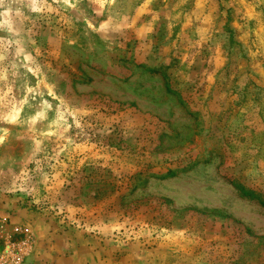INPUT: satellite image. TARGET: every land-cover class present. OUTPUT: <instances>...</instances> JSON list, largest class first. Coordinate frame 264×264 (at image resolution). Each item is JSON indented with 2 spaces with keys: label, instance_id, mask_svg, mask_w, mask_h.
I'll return each mask as SVG.
<instances>
[{
  "label": "rangeland",
  "instance_id": "374dc122",
  "mask_svg": "<svg viewBox=\"0 0 264 264\" xmlns=\"http://www.w3.org/2000/svg\"><path fill=\"white\" fill-rule=\"evenodd\" d=\"M260 201L264 0H0V250L264 264Z\"/></svg>",
  "mask_w": 264,
  "mask_h": 264
},
{
  "label": "built area",
  "instance_id": "2783aa9c",
  "mask_svg": "<svg viewBox=\"0 0 264 264\" xmlns=\"http://www.w3.org/2000/svg\"><path fill=\"white\" fill-rule=\"evenodd\" d=\"M0 264H25L22 249L14 244H5L0 250Z\"/></svg>",
  "mask_w": 264,
  "mask_h": 264
},
{
  "label": "trees",
  "instance_id": "16d2710c",
  "mask_svg": "<svg viewBox=\"0 0 264 264\" xmlns=\"http://www.w3.org/2000/svg\"><path fill=\"white\" fill-rule=\"evenodd\" d=\"M176 174H177L176 171H168L165 175L161 176L160 178L162 179V178H166V177H175ZM239 190H240V192H241V194L243 196H246V197H248L250 199L257 198L256 195L254 193H252V191L251 192L250 191H245L244 188H239ZM260 203L262 205H264V201H260Z\"/></svg>",
  "mask_w": 264,
  "mask_h": 264
}]
</instances>
